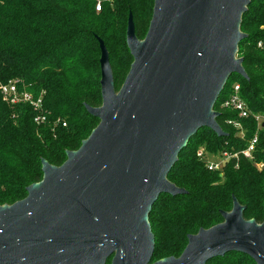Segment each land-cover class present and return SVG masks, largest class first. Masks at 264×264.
<instances>
[{"label": "water", "instance_id": "obj_1", "mask_svg": "<svg viewBox=\"0 0 264 264\" xmlns=\"http://www.w3.org/2000/svg\"><path fill=\"white\" fill-rule=\"evenodd\" d=\"M251 1L155 0L143 39L130 13L134 60L119 90L98 37L102 104L86 108L99 123L61 165L42 160L25 198L0 205V264H207L232 251L264 264V221L246 219L235 196L178 257L153 261L150 222L161 194L187 192L168 175L190 138L203 127L227 134L214 106L232 74L248 78L238 49Z\"/></svg>", "mask_w": 264, "mask_h": 264}, {"label": "trees", "instance_id": "obj_2", "mask_svg": "<svg viewBox=\"0 0 264 264\" xmlns=\"http://www.w3.org/2000/svg\"><path fill=\"white\" fill-rule=\"evenodd\" d=\"M154 4L155 0H103L97 11L95 0H0V85L17 81L19 92L41 100L39 107L29 101L8 102L0 87V205L25 198L27 187L43 178V159L61 165L67 151L78 149L91 134L99 119L88 113L86 104H102L98 37L109 50L119 90L134 60L127 44L129 15L133 14L136 34L143 39ZM241 30L247 36L239 44L238 56L244 59L248 78L232 74L214 106L227 134L219 136L203 127L179 154L168 178L187 192L161 194L153 205V261L180 256L189 234L223 221L221 211L232 209L234 196L245 206L246 219L264 221V129L252 114L241 118L238 111L223 106L239 83L251 112L264 114V0L251 1ZM123 50L128 64L119 55ZM38 116L45 119L37 122ZM232 119L244 123L243 135L229 123ZM257 132L252 158H232L223 175L210 170L198 155L201 148L211 154L240 152ZM207 264L257 263L232 251Z\"/></svg>", "mask_w": 264, "mask_h": 264}, {"label": "built area", "instance_id": "obj_3", "mask_svg": "<svg viewBox=\"0 0 264 264\" xmlns=\"http://www.w3.org/2000/svg\"><path fill=\"white\" fill-rule=\"evenodd\" d=\"M96 1V10L101 11L103 6V0H95ZM262 45V42L259 43ZM4 99L8 102L17 103L20 101H29L33 103L36 107L41 105V100L34 101L32 99V95L28 92H19L17 81H10L5 84L0 85ZM225 107L232 108L239 113V117L246 118L249 117L251 114L255 117L258 122V126L261 129H264V114L263 113H252L250 108L248 107L246 101L241 97L240 94V84L236 83L234 85V93L226 100L224 103ZM44 117L38 116L36 117V121L40 122L44 120ZM229 123H232L236 128H238L241 132V135L245 132V125L241 120H229ZM66 125V123H63ZM259 140V133L257 132L253 139L250 141L247 148L241 150L240 152L230 153L228 151H223L218 154H211L201 148L198 151V155L206 160V164L210 170L220 171L221 175H223V170L226 164L232 159L237 158L239 159L240 155L245 156L246 158H252V153L255 150V147ZM238 166V164L236 165Z\"/></svg>", "mask_w": 264, "mask_h": 264}, {"label": "rangeland", "instance_id": "obj_4", "mask_svg": "<svg viewBox=\"0 0 264 264\" xmlns=\"http://www.w3.org/2000/svg\"><path fill=\"white\" fill-rule=\"evenodd\" d=\"M126 54H127L126 50H123V51H121V53H119V55L121 56V58H122L123 60H125V63L128 64L130 61H129V59H127V57H125V56H127ZM124 55H125V56H124ZM258 166H259V167H262L263 164H258ZM263 204H264V199H263V201H262V205H263ZM110 263H111V261H110Z\"/></svg>", "mask_w": 264, "mask_h": 264}]
</instances>
